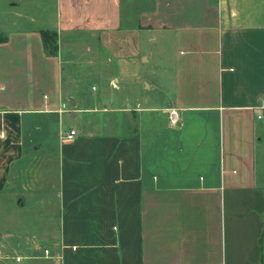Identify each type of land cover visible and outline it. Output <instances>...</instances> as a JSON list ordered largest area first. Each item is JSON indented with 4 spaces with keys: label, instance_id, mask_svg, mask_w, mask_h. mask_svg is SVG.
I'll use <instances>...</instances> for the list:
<instances>
[{
    "label": "crops",
    "instance_id": "crops-1",
    "mask_svg": "<svg viewBox=\"0 0 264 264\" xmlns=\"http://www.w3.org/2000/svg\"><path fill=\"white\" fill-rule=\"evenodd\" d=\"M140 1L0 0V264H264V0Z\"/></svg>",
    "mask_w": 264,
    "mask_h": 264
},
{
    "label": "built area",
    "instance_id": "built-area-1",
    "mask_svg": "<svg viewBox=\"0 0 264 264\" xmlns=\"http://www.w3.org/2000/svg\"><path fill=\"white\" fill-rule=\"evenodd\" d=\"M67 103L64 102L62 104V108L63 109H66L67 108ZM262 107H264V100H263V103H262ZM169 116H170V120L171 122L173 123H177L179 120H180V109L178 107H171L170 108V113H169ZM259 116L261 117L262 114H259ZM77 134V130L74 129V128H71L69 129L68 131H65L63 133V136L67 137V138H73L75 135Z\"/></svg>",
    "mask_w": 264,
    "mask_h": 264
},
{
    "label": "rangeland",
    "instance_id": "rangeland-1",
    "mask_svg": "<svg viewBox=\"0 0 264 264\" xmlns=\"http://www.w3.org/2000/svg\"><path fill=\"white\" fill-rule=\"evenodd\" d=\"M52 1H55V0H47L48 3H51ZM147 1L148 0H141L140 2L142 3L143 2V6L145 7V5L147 4ZM153 3H154V0H150V6L152 5V8H153ZM55 35V38L53 40H50L51 41V49L53 52H56L59 48H60V42L58 41V35L56 33H54ZM158 35V34H157ZM104 38V37H103ZM106 41V38L102 39V42ZM93 42H101L98 37L96 36V38H94L92 40ZM91 41V42H92ZM159 41V40H157ZM103 45V44H102ZM154 48H158V46H154ZM103 52H105V48H104V45H103V49H102ZM58 52V51H57ZM11 210H13V207H11Z\"/></svg>",
    "mask_w": 264,
    "mask_h": 264
},
{
    "label": "trees",
    "instance_id": "trees-1",
    "mask_svg": "<svg viewBox=\"0 0 264 264\" xmlns=\"http://www.w3.org/2000/svg\"><path fill=\"white\" fill-rule=\"evenodd\" d=\"M43 36H44V39H45V41H46V45H47V47L49 48H51V41L50 40H53L54 38H55V35H54V33L53 32H51V31H47V30H44L43 31ZM52 50V49H51Z\"/></svg>",
    "mask_w": 264,
    "mask_h": 264
}]
</instances>
